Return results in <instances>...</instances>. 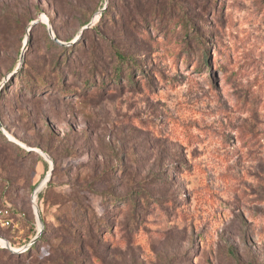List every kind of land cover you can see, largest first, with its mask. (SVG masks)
I'll return each instance as SVG.
<instances>
[{"label": "rangeland", "instance_id": "rangeland-1", "mask_svg": "<svg viewBox=\"0 0 264 264\" xmlns=\"http://www.w3.org/2000/svg\"><path fill=\"white\" fill-rule=\"evenodd\" d=\"M175 1L0 0V264H264V0Z\"/></svg>", "mask_w": 264, "mask_h": 264}, {"label": "trees", "instance_id": "trees-1", "mask_svg": "<svg viewBox=\"0 0 264 264\" xmlns=\"http://www.w3.org/2000/svg\"><path fill=\"white\" fill-rule=\"evenodd\" d=\"M204 1L205 0H202V2H204ZM146 2L150 6V9L148 11H145L144 9L143 10H137L138 14L142 18L147 19L149 17H155L156 19H158L159 17H161V15H163V16H166L167 15V17H169L170 19H173L175 17L174 16L175 15V7L177 6V3H178L175 0H146ZM196 5H197V3H196ZM187 17H188V15L185 16L184 18H187ZM198 28H199V25H194L192 27V30H190V31H193L192 33H194V31L195 30H198ZM190 31L187 32L188 35L190 34ZM76 45H78V44L76 43ZM203 53L205 54L204 60H207L208 59V56L206 55L205 50H203ZM118 59H119V64H118L117 67H123V65L124 66L125 65H128V62L130 61V58L124 56L121 53H118ZM128 68H130V67H128ZM118 69L119 68H117L116 73H115V78H114L115 80H118V79L120 80L121 79V75L118 74L119 73V70ZM129 70L130 69H128L127 71H129ZM16 74L17 73H15L11 77L12 81L15 80ZM2 89H4V87H2L1 90ZM102 197H103V195H102ZM140 199H141V197H140ZM116 201H117V199H116ZM134 201H132V202H134ZM143 203H145V200L144 199L139 200V202H136L135 201L134 202V206H133V210H136V208L139 205H143ZM99 223H100V225H103V222L102 221H99ZM97 233L98 232L95 229H91L90 232H89V235H90V237H93L94 234H97ZM63 234L65 236H67L65 238L67 240L68 237H71L73 235V232L71 230H69L68 227H66L65 230H64V232H63ZM98 240H100V239L98 238ZM78 241H80V243L78 242L77 244L79 245L81 251L85 250V248H86L85 246L86 245H85L84 238L83 237H80L78 239ZM91 241L94 242L93 239H91ZM100 241L102 242L103 239L100 240ZM77 244L75 245V247H77ZM44 245L45 244L42 242V238H38L37 241H36V243L34 245H32L31 248H29V250H27L25 252V254L24 253L19 254V255H17V258L22 259L24 257H29V256L31 257V254H33L34 251L36 249H38V247L44 246ZM93 246H94V243H92V244L90 243L89 248L93 249ZM50 251L53 253L54 259L50 258V259H47V261H43V262L36 261L34 263L32 261H30L28 264H59L60 262H63L64 261L63 259L65 258V252L68 253L69 251H72V253H73V250H71L70 247L68 245H66V244L63 245V246H52L51 249H50ZM228 251H229L230 256H232L234 259H237L236 254L234 253V249L232 247H229L228 248ZM55 257H57V259H55ZM94 258H96V259L99 258V256L97 255V253L94 254Z\"/></svg>", "mask_w": 264, "mask_h": 264}, {"label": "built area", "instance_id": "built-area-1", "mask_svg": "<svg viewBox=\"0 0 264 264\" xmlns=\"http://www.w3.org/2000/svg\"><path fill=\"white\" fill-rule=\"evenodd\" d=\"M12 222L11 211L8 208L0 209V226L10 227Z\"/></svg>", "mask_w": 264, "mask_h": 264}, {"label": "water", "instance_id": "water-1", "mask_svg": "<svg viewBox=\"0 0 264 264\" xmlns=\"http://www.w3.org/2000/svg\"><path fill=\"white\" fill-rule=\"evenodd\" d=\"M87 28V27H86ZM42 234V231H40V233L37 235V237L35 238L34 241H37V239L40 237V235Z\"/></svg>", "mask_w": 264, "mask_h": 264}, {"label": "bare ground", "instance_id": "bare-ground-1", "mask_svg": "<svg viewBox=\"0 0 264 264\" xmlns=\"http://www.w3.org/2000/svg\"><path fill=\"white\" fill-rule=\"evenodd\" d=\"M5 243V241H3L2 239H0V244H4Z\"/></svg>", "mask_w": 264, "mask_h": 264}]
</instances>
